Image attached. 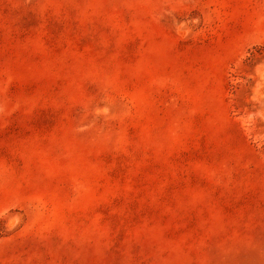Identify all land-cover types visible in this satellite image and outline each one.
Wrapping results in <instances>:
<instances>
[{
	"label": "rangeland",
	"instance_id": "rangeland-1",
	"mask_svg": "<svg viewBox=\"0 0 264 264\" xmlns=\"http://www.w3.org/2000/svg\"><path fill=\"white\" fill-rule=\"evenodd\" d=\"M263 64L264 0H0V264H264Z\"/></svg>",
	"mask_w": 264,
	"mask_h": 264
},
{
	"label": "bare ground",
	"instance_id": "bare-ground-1",
	"mask_svg": "<svg viewBox=\"0 0 264 264\" xmlns=\"http://www.w3.org/2000/svg\"><path fill=\"white\" fill-rule=\"evenodd\" d=\"M263 66H264V64H263ZM259 67H257V69H258ZM262 76V77H261ZM260 77L262 78V83H264V72L262 73V75H260ZM260 78V79H261ZM259 81H261V80H259ZM262 92V91H261ZM263 109H264V106H263Z\"/></svg>",
	"mask_w": 264,
	"mask_h": 264
}]
</instances>
